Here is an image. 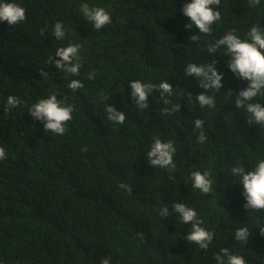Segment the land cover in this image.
<instances>
[{"label": "trees", "instance_id": "16d2710c", "mask_svg": "<svg viewBox=\"0 0 264 264\" xmlns=\"http://www.w3.org/2000/svg\"><path fill=\"white\" fill-rule=\"evenodd\" d=\"M21 2L27 19L0 23V145L8 153L0 161V264H101L105 257L112 264H217L214 254L224 247L242 252L249 264H264V209L245 207L243 184L230 172L236 162L251 167L249 161L264 154V125L249 122L250 114L236 106L249 82L230 70L229 55L204 48L230 28L243 33L264 25V5L221 0L222 20L193 41L200 33L186 27L185 0H88L112 14L100 30L80 12L81 0ZM56 21L68 29L62 40L51 34ZM69 43L82 45L79 77L55 65L56 49ZM190 61L215 62L224 74L214 109L195 102L210 90L185 74ZM89 72L94 79H87ZM74 78L84 87L70 89ZM133 79H168L181 108L164 113L154 91L148 107L138 109L128 83ZM53 90L75 105L63 135L45 130L29 113ZM9 95L21 104L6 112ZM108 103L125 112L124 124L107 120ZM196 118L204 121V144ZM157 136L177 147L174 171L149 163L146 152ZM207 168L214 191L202 194L188 177ZM180 200L195 206L216 233L207 250L184 238L190 225L174 212L159 216L160 207ZM242 225L250 232L243 244L234 235Z\"/></svg>", "mask_w": 264, "mask_h": 264}, {"label": "clouds", "instance_id": "9594fccd", "mask_svg": "<svg viewBox=\"0 0 264 264\" xmlns=\"http://www.w3.org/2000/svg\"><path fill=\"white\" fill-rule=\"evenodd\" d=\"M251 7L264 5V0H248ZM221 0H185L183 14L190 19L186 27L195 25L200 35H193L191 40L199 41L201 35H209L213 32V25L222 20L220 9ZM80 12L92 23L97 30L112 23V14L105 7L90 4L88 0H81ZM27 19V9L21 0H0V23L7 22L9 25H17ZM68 29L62 21H56L52 27L51 34L56 40L65 38ZM210 52L223 49L229 55V68L241 79L247 80L248 86L238 93L235 103L238 108H243L249 113V122L264 125V103L256 100V97L264 98V25L255 23L246 32L241 33L237 28H230L222 36L214 41L208 40L204 45ZM82 45L80 43H69L56 49L55 65L58 69L79 77L82 69ZM52 59V57L50 58ZM186 75H194L199 79L200 86L205 91L195 98V102L201 108L214 109L217 105L216 94L223 87V73L218 70L215 62L196 63L190 61L185 67ZM41 75L47 78V73L41 70ZM95 72H89L87 79H94ZM131 95L135 99L136 107L140 110L148 107V97L154 91L159 92L163 99V112L172 114L178 112L181 103L175 102L172 97L175 95L173 85L168 79H162L158 83L150 80L133 79L129 82ZM68 87L73 91L84 87L83 80L71 79ZM51 91L47 96L39 98L29 107L30 115L43 122L45 130L56 135H63L67 130V122L73 117L75 105L68 103L66 98L58 99L57 92ZM189 93V98H191ZM231 95V93H229ZM107 99V97H105ZM21 104V99L16 95H9L5 103V111H11ZM107 120L117 125L124 124L126 114L117 110L112 104L105 105ZM204 121L200 118L194 120V127L199 130L198 140L204 144L207 140L203 130ZM177 147L173 140H165L157 136L147 149L146 155L149 163L161 169L174 171L177 167L175 155ZM6 147L0 145V161L7 158ZM251 167L243 162H236L230 168L232 175L240 180L244 188L246 208L264 209V154H258L249 161ZM188 179L191 181L192 189L199 190L202 194L214 191L215 178L211 168L204 170L195 169L190 171ZM125 187V185H121ZM160 217L169 216L175 213L181 224L190 225V230L184 238L195 243L199 249L207 250L212 244L216 233L205 226V221L199 214L198 209L183 200L174 201L171 208L164 205L158 209ZM264 234V228L261 229ZM235 239L246 243L249 239V227L240 226L235 230ZM217 264H249L242 252L230 251L227 247L220 248L214 254ZM101 264H112L111 257H105Z\"/></svg>", "mask_w": 264, "mask_h": 264}]
</instances>
